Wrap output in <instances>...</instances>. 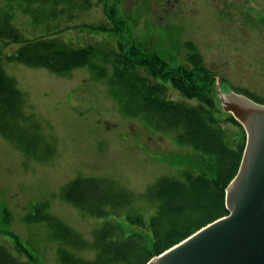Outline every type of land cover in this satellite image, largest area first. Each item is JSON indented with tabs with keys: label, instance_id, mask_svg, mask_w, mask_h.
Segmentation results:
<instances>
[{
	"label": "rangeland",
	"instance_id": "obj_1",
	"mask_svg": "<svg viewBox=\"0 0 264 264\" xmlns=\"http://www.w3.org/2000/svg\"><path fill=\"white\" fill-rule=\"evenodd\" d=\"M74 2L70 14L59 16L63 25L58 29L71 18L61 32L66 40L96 44L106 51L120 45L136 53L142 73L153 59L151 72H158L153 77L168 86L172 99L189 103H197L198 98L181 93L172 85L170 74L181 68L189 73L195 70L189 56L197 54L211 73L199 84L211 85L203 94L215 102L216 116L228 130L237 133L242 127L245 132L222 100L231 90L264 100V0ZM0 9L12 12L11 21L24 39L42 30V26L35 29L20 0H0ZM18 45L0 41L2 64L25 96L28 118L22 128L38 146L25 151L0 133V243L22 264H63L58 253L62 239L46 217L56 218L88 242L93 229L105 222L119 224L127 233L140 232L150 241L147 227L129 222L125 212L142 208L147 217L155 203L137 197L125 210L98 217L67 201L65 185L76 178L105 180L134 199L161 176L196 170V152L179 144L172 132L158 131L144 118L126 114L109 75L99 77L87 65L58 74L44 66L7 59ZM101 56L94 62L103 65L106 61ZM105 64L109 70L110 61ZM186 86V93L194 92L191 83ZM45 212L46 220L38 219ZM66 247L84 258H91L95 251Z\"/></svg>",
	"mask_w": 264,
	"mask_h": 264
},
{
	"label": "trees",
	"instance_id": "obj_2",
	"mask_svg": "<svg viewBox=\"0 0 264 264\" xmlns=\"http://www.w3.org/2000/svg\"><path fill=\"white\" fill-rule=\"evenodd\" d=\"M20 1L35 29L42 26V30L35 37L24 39L23 33L11 21L12 12L0 9V41L19 44L10 55H6L7 59L44 66L58 74L87 65L99 77L109 75V84L126 114L144 118L158 131L172 132L179 144L191 147L196 152V170L185 169L180 176H161L144 194L135 195L134 199L131 193L105 180L76 178L67 183L63 189L64 197L90 215L105 217L121 212L137 197H145L156 206L147 217L142 208L125 212L129 222L147 227L150 241L140 232L127 233L121 225L105 222L93 229L92 241L88 242L56 218L46 217L45 212L38 219L51 221L55 235L62 239L63 245L58 250L61 262L146 264L154 255L226 215L225 188L238 170L246 134L240 125L241 132L228 130L216 116L218 108L215 102L203 94L211 85L209 82L199 84L211 77L209 70L201 65L199 56L195 53L189 56L195 70L189 73L181 68L174 75L170 74L172 85L187 98L197 97L198 102L172 99L168 95V86L153 77L158 73L157 70L151 72L155 66L153 59L149 60L148 67L143 66L145 73H142L136 53L125 51L120 45L106 51L98 49L96 44H76L61 35L69 27L71 16L58 29V25H63L59 16L70 14L75 0ZM100 54L103 62L110 61V74L106 62L103 65L94 62ZM2 62L0 52V133L16 140L25 151H33L38 146L37 140L26 138L22 128L28 118L24 112L25 96L15 80L5 73ZM186 81L193 85L194 92H185ZM240 93L264 103L263 99L246 91ZM65 244L74 246V249L93 248L94 255L84 258ZM0 264L22 263L0 243Z\"/></svg>",
	"mask_w": 264,
	"mask_h": 264
},
{
	"label": "water",
	"instance_id": "obj_3",
	"mask_svg": "<svg viewBox=\"0 0 264 264\" xmlns=\"http://www.w3.org/2000/svg\"><path fill=\"white\" fill-rule=\"evenodd\" d=\"M222 106L246 133L238 170L225 188L228 213L146 264H264V104L231 90Z\"/></svg>",
	"mask_w": 264,
	"mask_h": 264
}]
</instances>
